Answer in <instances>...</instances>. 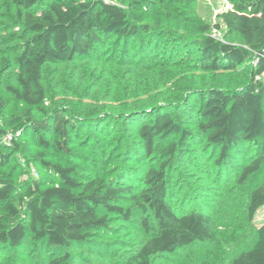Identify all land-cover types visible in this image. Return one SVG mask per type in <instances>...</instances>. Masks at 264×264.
Wrapping results in <instances>:
<instances>
[{"label": "trees", "instance_id": "1", "mask_svg": "<svg viewBox=\"0 0 264 264\" xmlns=\"http://www.w3.org/2000/svg\"><path fill=\"white\" fill-rule=\"evenodd\" d=\"M172 1L2 0L8 15L26 32L14 58L0 55V74L13 63L18 68V85L10 87L20 114L10 120V146L15 152L22 148L16 134L32 133L46 149L72 154L67 143L71 129L78 130L79 125L57 108L50 114L41 107L47 97L43 79L49 63L109 54L119 65L138 67L157 51L162 62L176 64L182 59L193 71L170 80L164 76L134 98L133 108L118 113L122 119H132L141 155L146 160L161 157L158 164L140 168L143 177L138 183L115 185L104 178H85L74 161L53 162L40 153L57 182L20 192L3 171L13 153L0 145V248L18 247L29 234L54 250L85 244L95 232L110 229V214L129 220L135 210L148 238L116 264H153L161 254L211 240V217L202 210H185L169 196L176 139L202 136L206 146L219 150L218 163L224 166L232 158L239 164L241 185L260 176L248 196L250 217L264 207V80L258 79L264 72V0H228L232 8L214 27L223 30V39L236 34L238 42L213 38L208 24L200 26L201 35L194 37L187 29L182 31L179 14L170 26L166 7ZM220 72L233 75V80L206 82L205 74ZM146 96L155 100L142 99ZM5 108L0 99V111ZM176 111L191 116L196 127L185 129L173 115ZM107 115L118 118L114 112ZM93 128L106 137L116 132L107 122ZM46 134L56 139H47ZM49 264H71L70 255L54 256ZM230 264H264V221L257 226L252 246Z\"/></svg>", "mask_w": 264, "mask_h": 264}, {"label": "rangeland", "instance_id": "2", "mask_svg": "<svg viewBox=\"0 0 264 264\" xmlns=\"http://www.w3.org/2000/svg\"><path fill=\"white\" fill-rule=\"evenodd\" d=\"M231 8L228 0H192L187 3L173 0L170 7H166L170 26L176 24L179 14L182 31L187 29L194 37L201 35L200 26L204 24L216 29L214 25L222 23V16ZM219 33L222 34L223 30ZM24 35V28L13 21L0 0V55L14 58L20 51L19 44ZM224 39L240 41L236 34ZM17 71L13 63L0 74V99L6 102V108L0 111V129L7 131L0 133V145L6 152L13 153L12 162L3 171L14 179L18 191L23 192L31 185L50 186L57 182L39 157L40 153L45 155L44 159L53 162L74 161L85 178H104L115 185L140 182L143 177L140 168L158 164L161 157L146 160L141 155L142 145L135 133L136 127L131 125L132 119H122L118 113L133 108L134 98L152 89L164 76L170 80V76L179 73L191 75L193 70L183 64L182 59L176 64L162 62L157 51L149 54L146 64L138 67L119 65L109 54L47 64L43 79L47 97L41 107L50 114L57 108L79 125L78 130L71 129L67 143L72 154L55 148L46 149L33 139L32 133L21 137L20 133L16 134L22 143L21 150L15 152L10 146L13 133L10 120L20 116L10 90L18 85ZM204 78L211 84L212 79L233 80V75L220 72L205 74ZM142 99L155 100L153 96ZM110 112L117 114L118 118L104 116ZM173 113L185 129L196 127L191 116L180 111ZM38 115L41 117L42 111H38ZM96 116L100 117L94 119ZM103 122L111 123L116 134L106 137L96 132L93 126ZM46 137L56 139L51 134ZM176 141L178 150L170 167L169 196L175 205H181L185 210L206 212L213 222V238L175 253L161 254L153 258V264H230L234 256L252 246L257 226L264 221V207L252 219L247 202L260 176L241 185L237 181L239 164L232 158L224 166L218 163L219 150L206 146L202 136ZM133 212V218L129 220L119 214H110L108 231L95 232L85 244L63 250H54L29 234L18 247L0 248V264H49L54 256L65 253L70 255L71 264H116L148 238L138 212Z\"/></svg>", "mask_w": 264, "mask_h": 264}, {"label": "built area", "instance_id": "3", "mask_svg": "<svg viewBox=\"0 0 264 264\" xmlns=\"http://www.w3.org/2000/svg\"><path fill=\"white\" fill-rule=\"evenodd\" d=\"M211 36L213 38H216L217 40H221L224 41V39L221 37V34L219 33V31H217L216 29H214L211 33ZM258 79L260 80H264V72L258 76Z\"/></svg>", "mask_w": 264, "mask_h": 264}]
</instances>
